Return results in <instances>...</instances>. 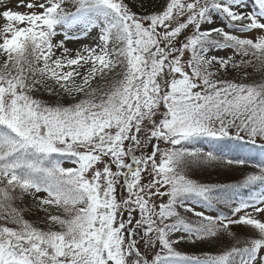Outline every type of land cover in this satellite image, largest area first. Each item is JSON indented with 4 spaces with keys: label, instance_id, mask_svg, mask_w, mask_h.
Segmentation results:
<instances>
[{
    "label": "snow or ice",
    "instance_id": "6c2138e0",
    "mask_svg": "<svg viewBox=\"0 0 264 264\" xmlns=\"http://www.w3.org/2000/svg\"><path fill=\"white\" fill-rule=\"evenodd\" d=\"M255 3L0 0V264H264ZM253 73L261 81L245 82ZM253 153L257 171L235 184L191 178ZM26 198L43 227L25 218ZM226 237L218 254L176 250Z\"/></svg>",
    "mask_w": 264,
    "mask_h": 264
},
{
    "label": "rangeland",
    "instance_id": "374dc122",
    "mask_svg": "<svg viewBox=\"0 0 264 264\" xmlns=\"http://www.w3.org/2000/svg\"><path fill=\"white\" fill-rule=\"evenodd\" d=\"M137 2V0H135ZM17 2V0H12L13 5H15V3ZM244 3L246 4V7L242 9V11L244 12H249V11H255L257 10V5L255 3V0H244ZM156 4L155 0H153V7ZM15 10H20V11H26L25 8H19V9H15ZM216 26H222V21L219 17L216 18ZM4 23L3 19H0V26H2ZM207 27V26H206ZM228 30V29H226ZM61 37H58V39ZM95 39V34H92L91 38H85L80 42H70L68 44L69 48H76L78 47L80 44H91ZM213 54H218V55H226V54H230L229 50H219L218 53H213ZM249 72H252V69H249ZM228 79H237V74L236 73H232L230 74L228 77ZM262 79V75L260 73H253L248 80H246L245 82H252V81H261ZM36 97L39 99H42L44 101H52L55 100V97L49 96V94L47 92H38L35 93ZM80 97L77 96V99H79ZM63 102L64 103H71L72 98L71 97H65L63 98ZM204 143H201V145H203ZM197 147H199L198 145H196ZM204 147H209L208 145L204 144ZM205 149V148H204ZM206 150V149H205ZM258 159V158H256ZM261 159H259V163H260ZM247 165V164H246ZM66 167L68 166H72L70 161H66L65 165ZM252 166V165H250ZM239 168V169H237ZM244 166H240V167H235L231 166V167H223V166H216V165H212V166H206L204 168H199V169H195L192 173H191V178L198 180L199 182H203V183H218V184H223L226 183L227 180L226 179H222L225 176V173L227 174H235L238 172H243L244 170ZM253 171H257L256 168H249L248 169V173L253 172ZM248 173H245V175H247ZM40 195H43V193H41ZM159 202V201H158ZM197 210H202L198 205L196 206ZM183 212V210H181ZM215 214V213H212ZM185 215L191 217L190 213H186ZM44 226V225H43ZM238 232V235L240 236V238L242 239H246L249 238V234L247 233V231L245 230H240V229H234ZM231 238H225L222 241H215L214 246L212 247L211 251H209L210 254H218L219 251L223 250L226 246H229L231 244ZM202 243L201 241H197L195 244L191 243V242H185L182 241L176 248L177 251L182 252V250L184 249H190L192 248L191 246H195L196 244ZM191 245V246H190ZM187 246H190V248H187ZM185 252V251H184ZM182 252V253H184ZM202 256V254H199Z\"/></svg>",
    "mask_w": 264,
    "mask_h": 264
},
{
    "label": "trees",
    "instance_id": "16d2710c",
    "mask_svg": "<svg viewBox=\"0 0 264 264\" xmlns=\"http://www.w3.org/2000/svg\"><path fill=\"white\" fill-rule=\"evenodd\" d=\"M127 2L129 3L130 6H132L133 4H136L135 0H127ZM158 3H160V0H157L156 4H158ZM155 5H154V7H155ZM65 97H67V96H65ZM237 169H239V168H237ZM243 170H244L243 172H238L235 174L225 173V176L222 179H226L227 182L223 183V184H235V183L243 180L245 173H248L247 169L244 168ZM32 203L33 202L31 200V198H26L23 201L22 207L25 209V218L30 220L31 222H33L35 224H40L43 227V225L41 224V218L43 217L44 213L43 212H37L35 210L29 211V209L32 208ZM190 246H187V248H190ZM213 246H214L213 242H202V243L196 244L195 246H191L192 248H190V249H184V250H182V252L185 251L184 254H186V255H192V254H196V255L202 254L203 255L204 253H209V251H211Z\"/></svg>",
    "mask_w": 264,
    "mask_h": 264
}]
</instances>
